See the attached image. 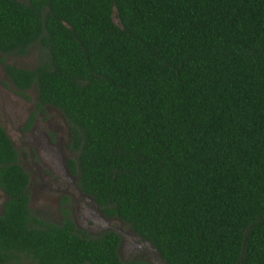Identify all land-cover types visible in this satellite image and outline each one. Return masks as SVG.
I'll list each match as a JSON object with an SVG mask.
<instances>
[{
	"label": "trees",
	"instance_id": "obj_1",
	"mask_svg": "<svg viewBox=\"0 0 264 264\" xmlns=\"http://www.w3.org/2000/svg\"><path fill=\"white\" fill-rule=\"evenodd\" d=\"M69 130L77 188L165 264H264V0H0V54ZM0 126V264L122 262L29 207Z\"/></svg>",
	"mask_w": 264,
	"mask_h": 264
},
{
	"label": "rangeland",
	"instance_id": "obj_2",
	"mask_svg": "<svg viewBox=\"0 0 264 264\" xmlns=\"http://www.w3.org/2000/svg\"><path fill=\"white\" fill-rule=\"evenodd\" d=\"M40 58L41 52L37 47H32L26 56H3L0 54V126L5 130L19 154L21 167L30 176L28 191L31 211L58 225L62 218V210L67 207L77 229L87 236L97 237L107 231L118 234L121 239L118 256L122 262L142 261L150 264H165L152 246L138 240L135 235H131L125 224L103 216L89 198L76 194L72 197L70 194L61 193L60 184L57 181L61 172L55 171L52 163L47 162L48 165H44L41 155H39L40 159H31L27 143L28 134L22 131V125L35 100L34 89L28 92L30 102L18 97L14 86L5 74L2 61L7 65L31 70L39 63ZM58 119L61 121L60 114L56 112L52 111L50 114H46L38 122L41 123V132H46L44 127L51 120ZM37 167L45 174L38 173ZM62 197H66L65 204L61 201ZM5 200L6 196L0 191V210Z\"/></svg>",
	"mask_w": 264,
	"mask_h": 264
},
{
	"label": "flooded vegetation",
	"instance_id": "obj_3",
	"mask_svg": "<svg viewBox=\"0 0 264 264\" xmlns=\"http://www.w3.org/2000/svg\"><path fill=\"white\" fill-rule=\"evenodd\" d=\"M2 65L4 68V64ZM19 69H23V68H19ZM4 71H5V68H4ZM5 74H6V71H5ZM32 89H34L35 100L31 106L30 111L27 113L26 118L22 125L23 126L22 131L27 132L26 134H28L27 143L29 146L28 148L31 154V159L39 158V155H41L42 163L44 165H48V163H52L51 165L53 169L57 171L58 173L61 172V176H59V180H57L60 184L61 193L70 194V196L72 197H74V195L76 194V195H83L84 197L89 198L77 188V176L72 173L69 167V162L71 160H74V154L68 148L69 130H68V126L62 114L56 108L48 106V105L37 106L38 98H37V93H36L35 88H31L27 91H24L23 95H20L17 93L16 94L18 97H20L24 101L30 102L28 92ZM52 111L60 114L61 121L60 119L51 120V122L48 123L47 126L44 127L46 128L45 129L46 132H41V127H40L41 123H38L39 120L44 118L46 114H50ZM18 160H19V154H18ZM37 170H38V173L43 172L45 174L44 171L39 170V167H37ZM0 191L2 192V190ZM90 200L92 201V199ZM61 201L64 202L65 204L67 201L66 197H62ZM2 205H1L0 214H2ZM66 208L67 207H65V210L68 209ZM61 220L62 218L60 219V223H61ZM129 232H131V235H134L130 229H129Z\"/></svg>",
	"mask_w": 264,
	"mask_h": 264
}]
</instances>
